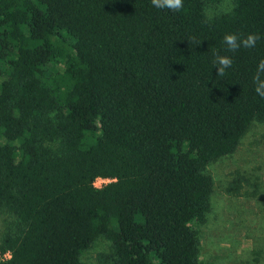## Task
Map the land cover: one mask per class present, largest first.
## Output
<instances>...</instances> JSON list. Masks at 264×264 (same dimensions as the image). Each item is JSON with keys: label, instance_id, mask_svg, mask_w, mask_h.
Returning <instances> with one entry per match:
<instances>
[{"label": "trees", "instance_id": "16d2710c", "mask_svg": "<svg viewBox=\"0 0 264 264\" xmlns=\"http://www.w3.org/2000/svg\"><path fill=\"white\" fill-rule=\"evenodd\" d=\"M218 1L0 0V209L17 218L2 264H87L99 237L110 264H200L208 166L264 121V0L208 16ZM217 54L233 59L222 77Z\"/></svg>", "mask_w": 264, "mask_h": 264}, {"label": "rangeland", "instance_id": "374dc122", "mask_svg": "<svg viewBox=\"0 0 264 264\" xmlns=\"http://www.w3.org/2000/svg\"><path fill=\"white\" fill-rule=\"evenodd\" d=\"M233 5L234 0L208 3L206 14L229 11ZM208 171L215 189L212 210L200 227V264H264V121H254L237 149L211 163ZM234 179L241 181L238 191L230 190ZM16 230V215L0 209V240ZM111 251V241L99 237L81 260L110 264L101 255Z\"/></svg>", "mask_w": 264, "mask_h": 264}, {"label": "clouds", "instance_id": "9594fccd", "mask_svg": "<svg viewBox=\"0 0 264 264\" xmlns=\"http://www.w3.org/2000/svg\"><path fill=\"white\" fill-rule=\"evenodd\" d=\"M153 6L158 9L167 8L173 12H179L183 8V0H151ZM207 22V20L205 21ZM261 39V36L256 33H250L245 38L238 36L237 34H226L223 38V43L226 45V50L232 53L243 48H254L257 41ZM213 67L216 69L217 76H224L226 69H229L233 65V59L230 56L215 55L212 60ZM264 59H261L257 65V70L253 74L252 82L254 85L255 93L262 99H264Z\"/></svg>", "mask_w": 264, "mask_h": 264}, {"label": "built area", "instance_id": "2783aa9c", "mask_svg": "<svg viewBox=\"0 0 264 264\" xmlns=\"http://www.w3.org/2000/svg\"><path fill=\"white\" fill-rule=\"evenodd\" d=\"M114 180V178H108V177H97L94 185L97 188H101L102 186H104L105 184L109 183L110 181ZM12 253L11 251H3L0 248V264H2L4 261H6L7 259H9L11 257Z\"/></svg>", "mask_w": 264, "mask_h": 264}]
</instances>
